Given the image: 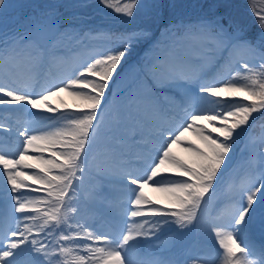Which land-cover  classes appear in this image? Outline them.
Instances as JSON below:
<instances>
[{
	"label": "snow or ice",
	"instance_id": "1",
	"mask_svg": "<svg viewBox=\"0 0 264 264\" xmlns=\"http://www.w3.org/2000/svg\"><path fill=\"white\" fill-rule=\"evenodd\" d=\"M101 2L111 7L108 0ZM6 7L7 0H0V12ZM170 7L175 6L163 0H126L115 11L132 21L150 17L154 23ZM257 16L262 31L251 38L230 15L210 12L195 23H175L178 17L173 15L163 21L166 39L136 68L137 91L117 101L150 123L152 140L147 142L152 146L138 169L123 174L127 200L106 206V212L91 209L95 220L81 214L78 189L104 127V114L113 103L109 96H118L113 88L122 78L127 56L135 42L152 39L147 27L122 34L104 54L39 91L21 79L16 68L26 64L42 69L54 59L55 27L37 20L30 32L0 40V105L27 112L33 120L27 128L0 124V133L18 141L15 151L0 146V264H175L132 255L142 241L158 238L157 225H171L180 236L195 230L212 236L217 254L193 257L190 264H264V244L257 248L248 236L254 221L264 228V146L260 166L252 169L231 214L222 221L204 218L211 194L230 168L234 145L253 114H264V15ZM196 53L201 59H222L226 66L246 61L241 67L250 74L242 81H208L196 70ZM253 62L255 68L250 67ZM170 89L181 93L179 101L160 95ZM61 94L75 102L57 103L54 98ZM169 110L177 112L176 119L165 118ZM132 139L145 142L139 126ZM177 145L186 156L174 151ZM166 177L179 179L165 183ZM149 188L164 198L154 200L146 192ZM54 233H61L59 239ZM82 251L86 254L80 255Z\"/></svg>",
	"mask_w": 264,
	"mask_h": 264
},
{
	"label": "rangeland",
	"instance_id": "2",
	"mask_svg": "<svg viewBox=\"0 0 264 264\" xmlns=\"http://www.w3.org/2000/svg\"><path fill=\"white\" fill-rule=\"evenodd\" d=\"M15 2L13 0H7V4L10 5L11 8L12 7L15 8ZM37 2H39V0H37ZM167 2L168 1L165 0L164 3H167ZM30 7L34 8L35 4H32ZM25 8H28V7H25ZM12 10L15 11L18 9H12ZM30 11H31L32 15H35L36 17H40V19H42L41 14H39L40 11L37 10V8H35L34 13H33L32 9H30ZM6 12L7 11L4 9L2 12H0V14L6 13ZM56 13H57V10H48L47 13H45L42 21H45L48 23V25L55 27L56 37H57V35L60 34L62 28L60 27L59 20L56 16ZM221 15H222V13H221ZM10 17L11 16H9L8 19ZM8 19L4 20L2 25L0 26V34L2 33V29L5 26V24L7 23ZM170 20H171V18H170ZM31 30L32 29H30L28 32H30ZM251 37H255V36L252 35ZM108 45H109L108 40H99V41L89 40L88 43L84 44V45L82 43V47L84 48L82 51V54L78 55V57H76V55H73V56L71 55V62L72 63L70 62L69 65H68V63L62 64L61 61H58V60H61V58H57V55H55L54 60H53V66H52L53 68L49 69V71L47 73V80H45V81L50 84V83H54L58 80H62L65 77L72 75L74 70L78 69L81 65L90 61L92 59V57L95 55V53L101 49V47L104 46L105 48H108ZM55 47H56V45H55ZM109 49H110V47H109ZM100 51H102V49ZM183 54L184 53L182 51L179 53V55H183ZM195 55L197 56L198 59H200V63L198 65H196V70L199 72H202L208 81L221 82L223 80L231 79V78L242 81L243 80V78L241 79L242 75L245 76V75L250 74L247 70H245L241 67V64L243 62H246V61H241L240 63L233 62L231 65L226 66L224 61L219 63V58H217V57H205V58L201 59L199 53H196ZM59 56L61 57V55H59ZM253 63H250V65ZM217 66H219V68H217ZM250 67H252V66H250ZM136 68L133 69L131 78L129 77V73H127L126 71L124 73H122V78L118 79L117 85L114 86V92H116V93H118V95H120L119 93L121 91V88L125 85H128V83L131 82V80L135 83V88L137 87V81H135V79L137 78ZM7 70L8 69H6V71ZM39 72H40V69L33 70L30 66H28L26 64H22L21 66H18L16 68V74L21 79L29 81L32 84V86H33V83L39 77L38 76ZM237 73H239V75H237ZM43 88H45V87H43ZM130 92H131V90H130ZM180 95H181V93H179V95H177L176 93L171 92V93H166L165 96L169 97L170 99L179 101ZM116 98L117 97H114V100L118 101V99H116ZM54 99L58 102H60V100L63 99L68 104H71L73 98L68 96L67 94H61V97L54 98ZM125 99L126 98H124V99L120 98V101L125 100ZM204 103L208 104L209 107L212 106L208 101H205ZM219 103L223 104L224 101L221 100V101H219ZM118 104L121 105L120 103H118ZM230 106L231 105H228V107H230ZM108 107H109L110 112H114L118 108L117 103L114 101ZM177 111H179V110H177ZM179 114L182 115V112H180ZM13 115L15 117L16 123H18L20 126H17V125L15 127L9 126L7 120H0V124H3L4 127H13V128H20V127L27 128L29 126H32L33 120L30 121L28 119L27 112L15 111V112H13ZM172 116L177 117V112H174V114ZM144 119L145 118L141 114L134 112L131 119H128L127 121H120L116 124L115 127L118 129H126L131 125L133 126L134 124H137L138 120L141 123H143ZM110 127H111L110 133L112 134L111 137L117 138L116 132L114 129L115 127L112 124ZM142 132L145 134V140H146L147 139L146 130H143ZM148 135L149 134H147V136ZM10 136L14 137L12 135H10ZM124 136L126 137V135H124ZM1 139L6 144L5 147H7V146L9 147L10 145L13 146L12 148L9 147L8 151H15L16 150V146L18 144V141L15 140L14 142H12L7 137H1ZM249 142L251 143V149L254 151V154L252 155L251 163L248 160L247 164L249 166L234 167L231 170V172L229 173V177L225 183V188H224L225 189V194H224L225 196H221L223 193V187L222 186H223L224 181L227 178V170L225 171L224 176H222L220 178L221 183L219 184V186L216 188V191H215V194L219 195L221 197H215L214 195H211V199L209 200V203H211L215 208V213H214L215 216L210 215L209 210H208V205H206L205 211L208 210V212H207V214H204L205 219L214 218V219H217L218 221H222V220L226 219L231 214L233 206L236 204L238 197L241 195L242 189L247 186V183L251 178L252 169L254 167L257 169L259 168L260 159H261L260 151H261V147L264 146V130L262 131V133H260L258 135H253V136L249 137ZM107 143L108 142L104 141L99 136L97 137L96 144L91 149V153L89 155L87 167H95V162L92 158V152L94 149H96L97 144L107 145ZM139 145H140V147L144 146L143 143L139 144ZM123 147L125 149H127V151L129 152L130 158L138 155V153H139V149L137 146L134 145L132 138H129L128 140H126V145ZM244 149H245V145H243V147L241 148V153L243 152ZM174 151L177 154L182 155V156L187 155V153H185L183 151V148L179 145L176 146ZM112 154H114V153H112ZM245 160H246V157L243 156L242 163H245ZM140 162H142V160H140ZM96 166L99 167L101 170L107 172L110 175L117 176L116 173H118V172L115 169L116 165L112 164L111 160L109 159L108 147L106 148L105 152L102 153V156L100 157V159H97ZM139 167H140V165L139 166L133 165V166H131V170L126 169L125 171L121 170V172L124 174L125 172L134 171V170L138 169ZM123 174L121 176V180H122ZM166 178H167L166 181H164L165 183L172 182L173 180H178V178H175V177H169V178L166 177ZM106 184L108 186H110L113 190H115L117 192L119 190V192L121 191V193H122V195L120 193H118L119 195H117V198L119 200L118 204H115L112 201L108 202L107 199L103 197L106 204H108L109 206H119L122 202L127 200V196L123 193V192L127 191L126 186L123 184V180L120 184H118V183H106ZM146 192L154 200H160V199L164 198V195L162 193L154 192L151 190V188L146 189ZM231 195H233L232 199L230 198ZM94 196L96 198L100 197L98 194L97 195L95 194ZM226 199L232 201L233 204L227 205L226 207H224L221 210H217L216 206L218 204H220V201L226 200ZM37 207H39V205H37ZM85 214H88V216L90 217L91 220H95L97 217L92 211H86ZM255 224H256V226L260 227L261 232L264 233V228H261L258 220L255 221ZM166 227L167 226L157 225V235L161 231L166 230ZM171 227L172 226L170 225V229H171L172 233L166 239H163L162 241H157V242H152L153 238L151 240H149L148 242L142 241L140 245H138L135 249H133L132 255H134V257L136 256V259H138V260L149 259V258L153 259V260H164L160 254L153 253L154 243H160L159 244L160 248H167L171 245L177 244L178 247L183 252L182 257H185L187 255V260L184 261L182 264H188L187 261L191 260V258H193V257L206 256L209 253H211L213 255L217 254L218 244L215 240H213L212 236L208 235L207 233L201 232L200 230H196L197 232H194V231L186 232L184 235L180 236L176 233L174 228H171ZM196 233H198L201 237V239L199 240L198 243L195 242ZM248 236H249V234H248ZM206 241L211 242V245H206L205 244ZM76 243L80 244L82 242L77 241ZM250 243H252L251 239H250ZM65 246H68V245L66 244ZM140 247H146V250L145 251L140 250ZM257 248H259V247H257ZM79 254L85 255L86 253H84L82 251ZM247 259L250 261H256V260H258V257L249 256V257H247ZM170 261H173V260L170 259ZM173 262H175V261H173ZM175 264H176V262H175Z\"/></svg>",
	"mask_w": 264,
	"mask_h": 264
},
{
	"label": "trees",
	"instance_id": "3",
	"mask_svg": "<svg viewBox=\"0 0 264 264\" xmlns=\"http://www.w3.org/2000/svg\"><path fill=\"white\" fill-rule=\"evenodd\" d=\"M30 1L32 4H35V6L37 4L42 5V3H38L37 0ZM54 2L57 5L59 15L63 18L64 27L72 22H74V25L80 24V26H84L86 29H95L97 24H111L113 26L115 36H121L122 34L135 32L139 22V18L132 21L123 14L116 12V5L108 3L111 5V7H109L103 4L101 0H54ZM191 2L192 0H177V8H171V15H181L191 12V6L189 5ZM212 2L213 5L217 4L216 8L214 6L212 8L211 6L205 4V12H212L217 15H221V13H228L231 17L235 18L237 24L243 28V31L256 26L260 27L261 21L257 16V13L264 15V12L261 10H249L248 8L253 7L255 4L252 0H241L239 4L240 9H236L235 11L233 8L228 7H234V5L232 3L230 4L229 1L227 4L221 0H212ZM219 5L222 7L219 8ZM146 21L147 20H144V22ZM141 46L142 43H135L131 49L130 55L127 56V60H134L137 53L141 50ZM253 115L255 118L254 120H251L252 123L249 124L247 128L249 130L251 129L252 133H259L264 128V114L254 113Z\"/></svg>",
	"mask_w": 264,
	"mask_h": 264
}]
</instances>
